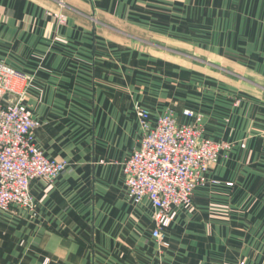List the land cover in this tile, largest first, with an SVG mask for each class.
I'll list each match as a JSON object with an SVG mask.
<instances>
[{
    "label": "crops",
    "instance_id": "0c3cea01",
    "mask_svg": "<svg viewBox=\"0 0 264 264\" xmlns=\"http://www.w3.org/2000/svg\"><path fill=\"white\" fill-rule=\"evenodd\" d=\"M0 62L31 76L35 144L68 163L32 183V210L0 211V264H264V0H0ZM137 105L153 127L191 110L231 146L168 246L127 193Z\"/></svg>",
    "mask_w": 264,
    "mask_h": 264
},
{
    "label": "built area",
    "instance_id": "2783aa9c",
    "mask_svg": "<svg viewBox=\"0 0 264 264\" xmlns=\"http://www.w3.org/2000/svg\"><path fill=\"white\" fill-rule=\"evenodd\" d=\"M57 18L61 24L66 22L64 15L57 14ZM32 81L28 74L0 62L1 212L32 210V183H53L68 166L64 160L48 159L35 144L40 122L23 108L25 95L18 85ZM135 111L144 135L140 148L123 168L127 193L136 205L145 200L153 205V238L161 246H168L165 228L175 220L178 209L191 205L194 192L209 183V172L231 146L205 138L203 119L191 110H186V115L195 118L192 125L178 124L169 113L154 127L147 109L137 105Z\"/></svg>",
    "mask_w": 264,
    "mask_h": 264
},
{
    "label": "rangeland",
    "instance_id": "374dc122",
    "mask_svg": "<svg viewBox=\"0 0 264 264\" xmlns=\"http://www.w3.org/2000/svg\"><path fill=\"white\" fill-rule=\"evenodd\" d=\"M186 5H187V2H183V7H184V8H186ZM184 13H185V12L183 11V14H184ZM200 15L205 16L206 14L200 13ZM210 15H215V14H210ZM222 16H223V14H222V13H219L218 17L221 18ZM183 20H187V18H186L185 15L183 16ZM187 35L189 36L190 34L187 33ZM187 57H188V56H187Z\"/></svg>",
    "mask_w": 264,
    "mask_h": 264
}]
</instances>
